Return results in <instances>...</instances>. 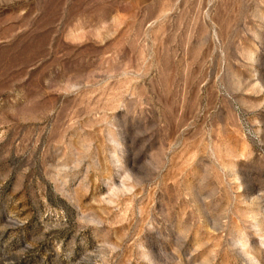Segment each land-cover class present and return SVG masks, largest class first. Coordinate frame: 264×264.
Wrapping results in <instances>:
<instances>
[{
    "label": "rangeland",
    "instance_id": "374dc122",
    "mask_svg": "<svg viewBox=\"0 0 264 264\" xmlns=\"http://www.w3.org/2000/svg\"><path fill=\"white\" fill-rule=\"evenodd\" d=\"M0 264H264V0H0Z\"/></svg>",
    "mask_w": 264,
    "mask_h": 264
}]
</instances>
